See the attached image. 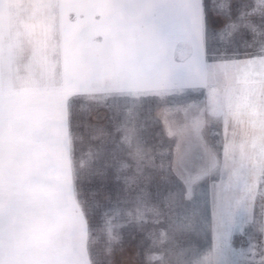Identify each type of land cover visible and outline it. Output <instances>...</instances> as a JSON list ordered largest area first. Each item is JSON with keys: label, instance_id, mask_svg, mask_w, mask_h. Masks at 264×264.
Masks as SVG:
<instances>
[{"label": "rangeland", "instance_id": "374dc122", "mask_svg": "<svg viewBox=\"0 0 264 264\" xmlns=\"http://www.w3.org/2000/svg\"><path fill=\"white\" fill-rule=\"evenodd\" d=\"M2 3L12 29L0 42L15 44L6 49L15 62L35 41L38 80L74 95L98 91L78 109L111 117L95 142L80 145L93 234L75 264H264V0H207L205 84L121 103L101 94L128 87V0ZM111 28L120 40L112 59L104 49L91 54L88 44L100 47Z\"/></svg>", "mask_w": 264, "mask_h": 264}, {"label": "crops", "instance_id": "0c3cea01", "mask_svg": "<svg viewBox=\"0 0 264 264\" xmlns=\"http://www.w3.org/2000/svg\"><path fill=\"white\" fill-rule=\"evenodd\" d=\"M206 2L128 0V87L110 86L101 95L121 103L132 93L176 92L205 84ZM111 6L107 11L115 14ZM2 7L4 33L12 25ZM111 32L99 39L100 47L97 41L88 44L91 54L104 49L112 59L120 40ZM34 43L23 44L32 55L25 52L15 62L14 52L6 51L15 44L0 42V193L31 198L0 199V264H75L74 257L88 256L93 234L77 172L80 145L83 139L95 142L111 117L97 121L92 110L84 116L78 109L81 98L98 91L74 95L63 83L52 87L46 79L38 80ZM64 56L62 51V64Z\"/></svg>", "mask_w": 264, "mask_h": 264}, {"label": "trees", "instance_id": "16d2710c", "mask_svg": "<svg viewBox=\"0 0 264 264\" xmlns=\"http://www.w3.org/2000/svg\"><path fill=\"white\" fill-rule=\"evenodd\" d=\"M196 150L198 151V153L200 152L198 149H196ZM203 157H204V155H202V157L199 158L200 161H201L202 163H204V160H205V159H204L205 157H204V158H203ZM211 240H212L211 237H208V238H206V239L202 238V239H200V241H202V242H200V243L208 244V242H209V241L211 242ZM128 264H131V263L128 262Z\"/></svg>", "mask_w": 264, "mask_h": 264}]
</instances>
